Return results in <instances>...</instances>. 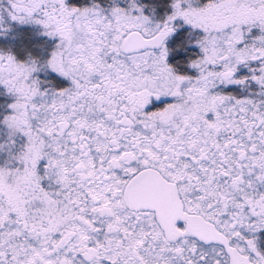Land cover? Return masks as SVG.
<instances>
[{
	"label": "snow or ice",
	"instance_id": "snow-or-ice-1",
	"mask_svg": "<svg viewBox=\"0 0 264 264\" xmlns=\"http://www.w3.org/2000/svg\"><path fill=\"white\" fill-rule=\"evenodd\" d=\"M12 21L54 43L0 48V264H264V0H0Z\"/></svg>",
	"mask_w": 264,
	"mask_h": 264
},
{
	"label": "trees",
	"instance_id": "trees-1",
	"mask_svg": "<svg viewBox=\"0 0 264 264\" xmlns=\"http://www.w3.org/2000/svg\"><path fill=\"white\" fill-rule=\"evenodd\" d=\"M20 31H23V33L21 32L23 37ZM27 37L29 38V42ZM24 41L25 45L23 44ZM51 47L52 44L48 38L38 35L34 30L31 31L25 26H17L14 24L11 25L6 33L0 34V48L10 49L21 58H25L28 53H32L37 57H44L48 54ZM2 102L3 97L0 95V104Z\"/></svg>",
	"mask_w": 264,
	"mask_h": 264
},
{
	"label": "rangeland",
	"instance_id": "rangeland-1",
	"mask_svg": "<svg viewBox=\"0 0 264 264\" xmlns=\"http://www.w3.org/2000/svg\"><path fill=\"white\" fill-rule=\"evenodd\" d=\"M165 1L164 3V8L159 11V7L161 8L162 5H163V2ZM141 0V2L145 5V10H146V13H151L152 9L155 8L156 11L160 14V15H163L164 12L167 10V3H168V0ZM4 2L6 3V0H4ZM73 2H76V3H79L81 5H84V4H87V3H90V0H73ZM11 25H17V26H25L27 27V29L29 30H34L38 35L40 36H45L46 38H48V40L50 41V43L53 45L54 43V39L53 38H50L48 36H46L45 34H43V29H42V26L40 25H37V24H21L19 22H15V21H12L10 22ZM10 29V28H9ZM8 30V29H7ZM7 30L3 29V28H0V34H4L7 32ZM23 31H20V34L21 36L23 37ZM28 38V37H27ZM27 41V40H26ZM28 42H29V38H28ZM27 43V42H26ZM25 45V41L23 43ZM63 82V81H62ZM0 95L3 97V102L0 104L2 105L0 107V110H3L6 108V105L11 103L12 102V97L11 95L7 92L6 88L3 86V85H0Z\"/></svg>",
	"mask_w": 264,
	"mask_h": 264
},
{
	"label": "flooded vegetation",
	"instance_id": "flooded-vegetation-1",
	"mask_svg": "<svg viewBox=\"0 0 264 264\" xmlns=\"http://www.w3.org/2000/svg\"><path fill=\"white\" fill-rule=\"evenodd\" d=\"M163 1H164V0H163ZM164 3H165V1L163 2L162 7H161V8L159 7V9H158L159 11H161V10L164 8ZM60 83H64V82H60Z\"/></svg>",
	"mask_w": 264,
	"mask_h": 264
}]
</instances>
